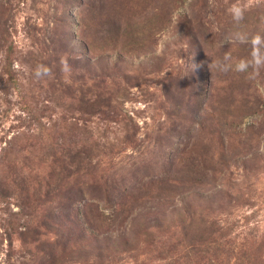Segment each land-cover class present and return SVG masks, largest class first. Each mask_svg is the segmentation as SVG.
<instances>
[{
    "label": "rangeland",
    "instance_id": "1",
    "mask_svg": "<svg viewBox=\"0 0 264 264\" xmlns=\"http://www.w3.org/2000/svg\"><path fill=\"white\" fill-rule=\"evenodd\" d=\"M256 36L264 0H0V264H264Z\"/></svg>",
    "mask_w": 264,
    "mask_h": 264
},
{
    "label": "clouds",
    "instance_id": "2",
    "mask_svg": "<svg viewBox=\"0 0 264 264\" xmlns=\"http://www.w3.org/2000/svg\"><path fill=\"white\" fill-rule=\"evenodd\" d=\"M232 13H233V18L237 21L241 20L243 18V10L238 7V6H233L232 8ZM253 44L255 45H261L264 44V38L260 37V36H256L253 38ZM261 63H264V60H257V65L259 66ZM248 68V64L244 61H241L239 64H237L236 66V70L237 71H246ZM44 72H47V69H43ZM37 76L41 75V70L38 69L36 72Z\"/></svg>",
    "mask_w": 264,
    "mask_h": 264
}]
</instances>
